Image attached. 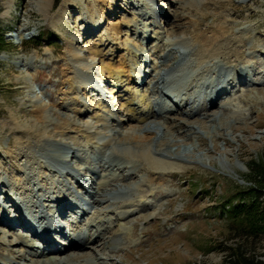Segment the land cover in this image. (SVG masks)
Wrapping results in <instances>:
<instances>
[{"label":"rangeland","instance_id":"obj_1","mask_svg":"<svg viewBox=\"0 0 264 264\" xmlns=\"http://www.w3.org/2000/svg\"><path fill=\"white\" fill-rule=\"evenodd\" d=\"M212 28L238 52L204 76L220 92L213 100L191 67L193 40ZM0 38V264H221L229 221L218 209L252 184L248 164L264 150V0H0ZM125 66L142 77L126 79ZM79 69L87 81L75 80ZM151 110L143 130L172 168L163 173L101 144L119 126L138 133ZM62 117L79 128H58ZM59 198L70 204L55 216ZM19 201L46 218L40 230L61 225L52 247L77 231L99 238L67 257L32 256L43 245Z\"/></svg>","mask_w":264,"mask_h":264},{"label":"bare ground","instance_id":"obj_2","mask_svg":"<svg viewBox=\"0 0 264 264\" xmlns=\"http://www.w3.org/2000/svg\"><path fill=\"white\" fill-rule=\"evenodd\" d=\"M48 1L49 0H43V7H46L47 4H48ZM220 29L224 31V29L226 30H229V28H223L222 26H220ZM211 32H212V35L208 36V35H202V34H199L198 36L195 37V39L193 40L194 44H195V47H194V63L193 65H191V67H199L201 68L202 72L198 74L201 75V77L204 79V76L208 73L211 72L212 70V65L215 64L216 65V62H212V61H215L216 58H221L222 60L221 61H225V62H231L233 61L231 58L233 57H236L238 52L237 50H232V49H229V50H226L229 46V42L227 41H223L222 39L219 38V36L217 35L218 31L217 29L215 28H212L211 29ZM167 42V41H166ZM170 42H167L166 44L167 45H170L169 44ZM182 43V42H181ZM187 43V42H186ZM185 43L183 42L182 45H184ZM188 45V44H187ZM231 46V45H230ZM172 49V48H171ZM72 56L74 58L77 57V54L76 53H73ZM209 62H212V63H209ZM234 62V61H233ZM82 64V62H81ZM80 64V65H81ZM122 64V63H120ZM84 64H82L83 66ZM130 69L131 67L130 66H125V68L123 69V73L125 72L126 74V79L130 80L132 82V78H136V80H139L141 77H142V74L141 72L139 73V76H136L138 74H136L140 68H137V71H134L132 69V75L130 73ZM196 70V69H195ZM118 71V70H117ZM108 72H109V76L112 80H114V84H119L118 82L120 81V77L119 75H116L114 76V69H112L111 67L108 66ZM145 72V70H144ZM148 73V70L147 72ZM145 73V74H146ZM151 73V72H150ZM212 75V74H211ZM145 76V75H144ZM156 76V75H155ZM207 76V75H206ZM236 76V75H235ZM76 79V81H87L88 80V73H86L85 71L79 69L77 70V72L75 73V76H74ZM158 78V77H157ZM211 79V78H210ZM232 79V78H231ZM155 80V79H153ZM194 80V77L192 78L191 81ZM204 80H207L206 78ZM241 80V79H240ZM69 81V80H68ZM72 81V80H71ZM90 81V80H89ZM125 81V80H124ZM238 81V80H237ZM155 82H158V79L155 81ZM81 83V82H80ZM160 83V82H158ZM157 83V84H158ZM204 83V82H203ZM205 83H208V80L205 82ZM212 85L213 84V81H210V84L208 83L205 87L206 88H210L209 90L211 91L212 90ZM215 86V85H214ZM219 86V85H218ZM204 87V89H205ZM160 87L157 85L156 87H153L151 89V91H147V96H145V98L147 97V99H149L150 97V93H155V92H158L159 90L161 91V89H159ZM179 88V87H178ZM203 91H200V89L198 90V93L196 94L197 97L200 96V97H203L202 95L205 94L204 90ZM181 90V89H180ZM218 93V91H217ZM220 93V92H219ZM143 95V94H142ZM146 95V93H145ZM195 95V94H194ZM217 97V96H216ZM209 98V97H208ZM189 100V99H188ZM213 100V99H212ZM132 104V102H130ZM173 104V103H171ZM186 104V103H185ZM164 105V104H162ZM170 105V104H169ZM166 106V105H164ZM178 107V106H177ZM102 108V107H101ZM133 109V108H132ZM130 110V109H129ZM78 111V110H77ZM132 111V110H131ZM124 112V110H123ZM122 112V113H123ZM77 114H79L80 112H76ZM157 115L155 113V111L151 110L149 113L146 114V116L144 118H140L139 119V123H137V125H134L132 128L133 129H137L138 130V133L137 132H131L129 133L128 131H125L126 133H124L123 131V128L120 129V126H119V131L118 130H113V133H111L110 137L102 142L101 144H103L104 147H110L112 150H113V153H115L116 157L121 160V161H124L126 163H128L129 161H137V164L139 165H142L144 168L146 169H149V170H156V171H162L163 173V170H169V169H172L170 166H166L168 165L169 162L163 160V159H160L158 157H154L152 154H151V149H150V144L154 138V132L153 131H144L148 126H147V120L149 121H153L154 122V118H156ZM166 117V115H165ZM60 119V118H59ZM125 119V117H124ZM130 117H127V120H129ZM151 121V122H152ZM106 123V120L104 121V124ZM119 124L121 125V123L119 122ZM113 127V126H112ZM58 128H63V129H75L77 130L79 128V125L76 123L75 119H67L65 117H62L60 119V122H59V125H58ZM113 128H117V127H113ZM145 128V129H144ZM168 130H170V127L168 126L167 127ZM144 129V130H143ZM167 130V129H166ZM89 133V134H88ZM86 137L87 136H91L92 138L95 137L94 133H90L88 132ZM169 134L173 135L171 133V131H168ZM86 134V133H85ZM176 135V134H175ZM89 138V137H88ZM91 139V138H90ZM103 141V140H102ZM102 146V145H101ZM56 159V158H55ZM47 160V159H46ZM46 162V161H45ZM130 163V162H129ZM47 165H51L49 162H47ZM52 166V165H51ZM165 175L166 174H170L171 172H164ZM124 179V177H123ZM64 196V195H63ZM53 197V196H52ZM139 197V195H138ZM49 198V197H48ZM60 199V198H59ZM52 201V200H51ZM76 201V200H75ZM76 203V202H74ZM70 203H68V201L66 200H63V199H60L59 201H57L56 205H54V208H53V215L55 216H59L61 215V211L62 212H65L66 210H64L66 208V206H68ZM121 204V203H120ZM122 205V204H121ZM76 207V206H75ZM38 208V207H37ZM24 209H26L24 207ZM84 214V211L82 212ZM121 213V212H120ZM119 213V215H120ZM52 215V216H53ZM83 216V215H81ZM6 217V216H5ZM43 218V219H46L44 218V216H40L39 217V220ZM7 219V218H6ZM25 219V218H24ZM24 219L22 222H24ZM42 222H44L42 220ZM54 221L51 219L50 223L47 224V227L43 225L42 227V232L44 233L43 236H36V235H33L32 236L38 241L41 243V245L43 246H38V245H32V247H35L34 249H31L33 251L32 256H39V255H45L46 253H57V254H62V255H65L66 257L68 256V253L70 251H73V250H80L81 247L87 245V247L90 245V244H93L95 242H97L98 239H95V238H99V235L98 236H95V234L93 233H89V234H86L84 236V238L82 240H79V234L77 231V234L76 233H73L75 234L74 237L75 241L73 240H70L66 246H61V247H58V246H55V247H52V244L54 243V240H51L53 239V234H58L61 236H64L65 233L63 231V228L59 225H57L56 223H53ZM46 223V221H45ZM104 225V224H103ZM102 225V226H103ZM53 228V230L51 231L50 229ZM58 227V228H57ZM99 227V226H98ZM100 228V227H99ZM99 230V229H98ZM51 231V232H50ZM81 232V231H80ZM48 234V237L46 236ZM121 233V232H120ZM100 234V233H98ZM102 236V235H101ZM104 236V235H103ZM121 237V235H120ZM105 239V238H104ZM80 241V242H77V241ZM19 244H21V247H24V243H25V240H22V238H18L16 240ZM15 241V242H16ZM101 242V241H100ZM104 242V241H103ZM91 247V246H90ZM83 249V248H82ZM2 252V251H1ZM22 252V250H21ZM68 252V253H66ZM94 252V250H93ZM24 253V252H23ZM23 253H14V252H11V256L13 258V260H21L23 258H25V256H27V253L24 255ZM62 257V256H61ZM78 257V256H77ZM109 255L107 256V254L105 255L104 258H102V260L108 258ZM39 259V258H38ZM105 261V260H104ZM53 263V262H52ZM100 263V262H99ZM36 264V262H35ZM55 264V262L53 263ZM96 264V263H95ZM98 264V263H97ZM104 264V263H103Z\"/></svg>","mask_w":264,"mask_h":264},{"label":"trees","instance_id":"obj_3","mask_svg":"<svg viewBox=\"0 0 264 264\" xmlns=\"http://www.w3.org/2000/svg\"><path fill=\"white\" fill-rule=\"evenodd\" d=\"M2 43L0 38V47ZM248 168L252 184L239 187L218 209L229 221L230 242L216 246L221 264H264V150Z\"/></svg>","mask_w":264,"mask_h":264}]
</instances>
